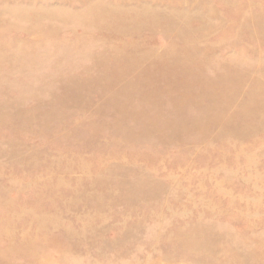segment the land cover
I'll list each match as a JSON object with an SVG mask.
<instances>
[{
    "label": "rangeland",
    "instance_id": "rangeland-1",
    "mask_svg": "<svg viewBox=\"0 0 264 264\" xmlns=\"http://www.w3.org/2000/svg\"><path fill=\"white\" fill-rule=\"evenodd\" d=\"M172 2L189 25L206 21L202 33L217 46L211 51L217 59L238 56L250 71L264 72V0ZM146 3L144 14L159 7ZM56 6L65 19L85 9ZM8 18L23 27L12 30L14 24L2 35L3 22L0 44L17 55L36 52L40 61L25 63L24 74L10 64L0 72V264H242L243 257L264 264V112L244 125L216 128L204 126L207 117L196 124L189 117L181 129L167 127L176 129L172 142L184 138L177 143L115 140L105 127L97 136L95 125L107 113L97 109L105 106L98 87L74 99L57 80L60 72L83 74L78 65L100 49L88 44L100 34L90 39L74 22L36 32L26 27V14ZM48 23L41 20L42 27ZM136 40L158 54L167 46L157 31ZM163 73L158 78L172 74ZM242 76L231 79L234 93ZM237 101L248 108L255 102L246 92ZM98 197L102 204L92 203ZM187 240L212 253L189 249Z\"/></svg>",
    "mask_w": 264,
    "mask_h": 264
},
{
    "label": "bare ground",
    "instance_id": "bare-ground-1",
    "mask_svg": "<svg viewBox=\"0 0 264 264\" xmlns=\"http://www.w3.org/2000/svg\"><path fill=\"white\" fill-rule=\"evenodd\" d=\"M52 1L0 0L3 7L0 10V25L6 23V28H2L1 34L7 33L9 27L14 24L16 26H13L12 30L22 28L23 26L14 23L8 16L21 19L23 14H26L25 19L30 23L26 27L36 32L49 29L63 31L74 22L71 26H80L90 39L96 37H92L91 33L100 34L98 38L101 40L97 41L98 45L88 42L89 45L100 49L87 55L89 61L86 65H78L79 68H83L82 75L56 71L59 86L71 88L74 99H79L92 87H98L99 97L105 102V106H98L97 109L107 108V113L101 115L102 123L95 125L97 136L105 127L106 137L115 140H133L147 136V140L154 139V143H171L176 129L167 127L181 129L180 124L189 117L188 122L191 124H196L201 117H207L208 123L204 126L216 128L225 124L241 126L247 122L245 119L250 115L264 112V72L258 71L257 74L255 68L250 71L246 68L249 64L238 56L235 58L226 55L223 59H217L212 55L217 46L207 43L205 40L207 34L202 33L206 21L201 24L202 26L189 25L190 18L186 13L181 15V10L172 0H135V3L133 0ZM149 1L159 7L152 10V13L144 14L145 10H148L146 2ZM58 3L69 4L74 8L85 6V9L79 13L80 15L75 13V18L69 14L68 19H65L62 17L66 14L65 11L56 8ZM48 11L51 14H48ZM43 19L49 21L44 27L41 26ZM147 31L160 32L167 40L163 53L158 54L151 48L140 47L136 36ZM15 53L8 45L0 44V72L10 64L8 69L11 72L24 74L27 73V69H23L25 63L40 61L36 52L31 55L30 52L19 55ZM162 70L164 72L171 70L172 74H169L168 79L158 78L165 75ZM175 76H180L181 79H174ZM236 76H242L243 79L239 90L234 93L229 86H232L231 79ZM248 81L254 85L245 89L243 85ZM41 85L39 87H42ZM193 85H197L199 91L192 90ZM52 91L50 93H53ZM243 92L253 96L255 102L252 103V108L243 107L241 102L237 101L243 98ZM239 114L241 115L237 116ZM240 120L242 122H238ZM26 122L30 124V121ZM88 123L92 125L90 121ZM124 125L132 127L125 130L121 128ZM133 126L137 129H133ZM181 140L184 138L177 142ZM113 169L117 168L113 166L110 173ZM120 190L127 192L129 188L120 184ZM97 200L102 204L99 197L91 199L92 203ZM187 242L189 249H197V253L206 255L212 253L199 245L197 243L199 241ZM239 256L241 257V253L238 251L232 259L238 260ZM251 261L243 257L242 264H252Z\"/></svg>",
    "mask_w": 264,
    "mask_h": 264
}]
</instances>
